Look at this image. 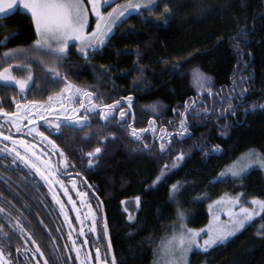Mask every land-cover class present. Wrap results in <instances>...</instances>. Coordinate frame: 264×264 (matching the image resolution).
Listing matches in <instances>:
<instances>
[{
  "label": "trees",
  "instance_id": "1",
  "mask_svg": "<svg viewBox=\"0 0 264 264\" xmlns=\"http://www.w3.org/2000/svg\"><path fill=\"white\" fill-rule=\"evenodd\" d=\"M35 41L29 15L0 18V72L9 68L28 85H0V96L42 102L70 86L91 91L104 105L127 102L131 110L124 125L114 122L109 130L98 120L80 132L86 147L81 157L92 153L94 163L75 169L104 206L116 264H152L156 244L178 213L198 229L208 221L206 206L224 194L264 201L258 170L214 181L244 153H264V0H165L163 8L126 18L86 58L57 59L34 51ZM196 71L207 78L203 86ZM61 145L76 159L73 144ZM137 197L130 222L123 203ZM81 210L75 225L87 228ZM101 219L98 208L96 228L107 256ZM189 264H264V212L225 244L193 252Z\"/></svg>",
  "mask_w": 264,
  "mask_h": 264
},
{
  "label": "flooded vegetation",
  "instance_id": "2",
  "mask_svg": "<svg viewBox=\"0 0 264 264\" xmlns=\"http://www.w3.org/2000/svg\"><path fill=\"white\" fill-rule=\"evenodd\" d=\"M73 89L77 93L58 97V90L42 102L0 96V264H112L96 228L98 208L103 228L100 203L75 169L94 163L89 152L85 161L81 157L86 150L83 130L94 129L98 120L111 130L114 122L124 125L132 113L127 102L104 105L91 91ZM35 104L40 110L36 115L30 110ZM63 142L74 145L76 159L62 152ZM77 181L94 201L82 194ZM81 208L86 209L87 228L75 225ZM102 235L106 245L104 231Z\"/></svg>",
  "mask_w": 264,
  "mask_h": 264
},
{
  "label": "snow or ice",
  "instance_id": "3",
  "mask_svg": "<svg viewBox=\"0 0 264 264\" xmlns=\"http://www.w3.org/2000/svg\"><path fill=\"white\" fill-rule=\"evenodd\" d=\"M92 6V11L96 13L98 17L97 29L100 28V21L107 23L112 18V13L108 14V17H104L100 14L101 4H107L108 0H89ZM14 5H22V7L31 14V18L35 25V32L37 39L34 45V51L45 53L48 56L61 58L67 50L68 41L70 39L79 40L82 44L80 51L86 52V48L90 46V41L84 33V27L86 25V8L84 7V0H10L7 4L8 9H12ZM156 6V0H146L144 7L150 11L154 10ZM131 7V5H129ZM140 5H136L138 10ZM116 10L113 9V12ZM165 13H169L170 9L165 6ZM6 12L5 0H0V14ZM120 16L124 15V12L119 13ZM114 22V21H113ZM164 23H167L165 18ZM111 31V28L108 29ZM97 33H92V37L95 38ZM104 43L103 40L100 41ZM12 55L11 53H4L5 57ZM9 69L5 68L3 72H0V81H15L23 90L27 81L15 80L14 77L10 76ZM194 79L200 86H203L207 78L204 77L198 71L193 73ZM31 79V77H29ZM51 99V98H50ZM131 100V97L128 98ZM155 108V106H153ZM232 114H235L234 111ZM123 115V113H121ZM105 118H107L105 116ZM60 125H57L59 127ZM183 128V122L181 123ZM9 139V137H4ZM161 150H164V145L161 144ZM100 148H96L95 152L99 153ZM17 155H19L17 153ZM89 153V156H92ZM253 158L264 165V159L261 158L259 153L249 152L243 159L253 162ZM24 159V157H21ZM183 159V154L177 157V161ZM35 167V165H33ZM248 167V164L244 165H233L229 171L233 177H239L244 171V168ZM163 175V173H162ZM224 173H221V177ZM160 177L157 178L159 181ZM179 192L178 185H172L171 195H175ZM137 202L139 198L137 197ZM252 204L258 205L259 209L264 212V201L253 200ZM241 213L243 214L242 219L233 220V227L231 230H227L222 226L209 227L206 235L207 239H203V243H200L201 232H205L204 229L195 230L186 228L183 224V213L178 214V219L181 222V228L183 229L178 235L173 234L170 239L161 242L160 250L158 253L159 259L154 264H160L163 261L164 264H187V254L193 250V248L202 249L207 252L214 245L224 244L229 237L234 236L238 231L243 229L246 222L251 221L255 215L254 212H250L248 209L242 208ZM131 219V216L129 217ZM38 250V249H37ZM177 252L179 257H177ZM99 258V250L97 249V259ZM113 264L115 262L113 261Z\"/></svg>",
  "mask_w": 264,
  "mask_h": 264
},
{
  "label": "rangeland",
  "instance_id": "4",
  "mask_svg": "<svg viewBox=\"0 0 264 264\" xmlns=\"http://www.w3.org/2000/svg\"><path fill=\"white\" fill-rule=\"evenodd\" d=\"M164 1L165 0H156V6L154 7V9L163 8ZM9 2L10 0H5L6 12L4 14H0V18L8 16L16 11L25 13L31 17V14L27 12L22 7V5H14L12 9H8L7 4ZM145 2L146 0H108L107 4H101L99 11H100V14L106 18L108 17L109 13H112V18L107 23H105L104 21H100V28L97 29L98 17L96 13L92 11V6L89 3V0H84V7L86 8V25L84 27V33L90 41V46L86 48L85 53H82L80 51V48L82 47L81 42L79 40L70 39L68 41L66 53L62 57L77 56L80 58H85L88 56L90 52H94V51L102 49L106 45L108 39L114 34L116 28L118 27V25H120L122 21H124L126 18H128L131 15L141 14L142 12L149 10L148 8L144 7ZM129 5H131V7H129ZM136 5H140V8L138 10L136 9ZM113 9H115L116 11L113 12ZM121 11L124 12L123 16L119 15ZM109 28H111V31L108 30ZM34 29H35V25H34ZM94 32L97 33V36L95 38L92 37V33ZM36 39H37V35H36ZM101 40L104 41L103 44L100 43ZM3 71L4 69L1 72ZM8 74L11 76L10 69H9ZM0 83L7 85V86H13V87H17L21 89L19 85L15 83V81H0ZM27 86L28 85H26V87ZM69 91L71 94L77 93L76 90L73 89L72 87L65 86L60 92L58 97L60 96L64 97L65 95H69L68 94ZM35 105L36 107L33 105L34 108H31L30 110H32L34 114L36 115V113L40 110L36 109L39 107V104H35ZM249 152L259 153L261 158L264 159V153L260 151H248L244 153L243 155L239 156L238 158H236L235 160L231 161L229 164H227L221 170L218 176L214 179V181L216 182V181H226V180H238L242 178L243 176H245L246 174H248L252 170L260 171L264 178V165H262L261 162L256 161L255 158H253V162L251 163L243 159L245 155ZM244 164H248V167L244 168V171L241 173L239 177H233L229 169L233 165H244ZM221 173H224L223 177H221ZM253 200L262 201L260 199H255V198H245L241 194H236V195L224 194L221 197L210 202L206 206L208 221L205 226L198 228V229L188 227L187 218L184 214H183V217H184L183 224L186 226V228H189V229H195V230L204 229L205 230V232H201L200 234L201 235L200 243L202 244L203 239H207L206 232L209 227L222 226L227 230H231L233 227L232 221L243 218V214L241 213L242 208L248 209L250 212L255 213L253 219L251 221L246 222L245 227L248 226L250 223H252L255 219L259 218L263 212L259 209L258 205L252 204ZM123 208H124V211L126 212L127 218L129 219V217L131 216V219H129V221L131 222L133 220L134 213L136 212L138 208V202L137 200H130L124 204ZM178 214L175 220L176 222L167 229V231L164 233L162 238L156 244L155 249H154V259H153L152 264H154V262L159 259L158 253L160 250L161 242L167 239H170L173 236V234L178 235L183 230L181 228V222L178 219ZM243 229L238 231L234 236L240 233ZM234 236L229 237V239L226 242L230 241ZM215 246H218V245H214L213 247ZM193 252H204V251L202 249L193 248V250L187 254V264H189L190 255ZM176 255L177 257H179L178 252ZM160 264H164V262L160 261Z\"/></svg>",
  "mask_w": 264,
  "mask_h": 264
},
{
  "label": "water",
  "instance_id": "5",
  "mask_svg": "<svg viewBox=\"0 0 264 264\" xmlns=\"http://www.w3.org/2000/svg\"><path fill=\"white\" fill-rule=\"evenodd\" d=\"M96 155H98V153H95ZM88 190L90 191V193L93 195V197L100 203L101 206V211H102V217H103V229H104V235H105V241H106V246L109 252V257L111 259V262L113 264V261L115 262L113 253H112V249L110 246V242H109V238H108V233H107V228H106V219H105V211H104V207L100 201V199L91 191L90 187H87ZM92 226V225H91ZM92 231L94 232V229L92 227Z\"/></svg>",
  "mask_w": 264,
  "mask_h": 264
}]
</instances>
